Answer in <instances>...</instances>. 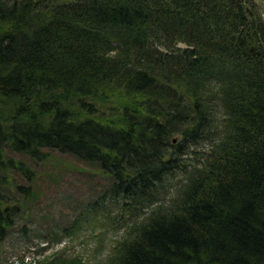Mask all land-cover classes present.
Segmentation results:
<instances>
[{
    "label": "trees",
    "instance_id": "16d2710c",
    "mask_svg": "<svg viewBox=\"0 0 264 264\" xmlns=\"http://www.w3.org/2000/svg\"><path fill=\"white\" fill-rule=\"evenodd\" d=\"M54 150L109 179L67 230L141 217L115 264H264L257 3L0 0V241L27 232L32 165ZM178 171L189 174L179 197L155 206Z\"/></svg>",
    "mask_w": 264,
    "mask_h": 264
},
{
    "label": "rangeland",
    "instance_id": "374dc122",
    "mask_svg": "<svg viewBox=\"0 0 264 264\" xmlns=\"http://www.w3.org/2000/svg\"><path fill=\"white\" fill-rule=\"evenodd\" d=\"M254 1L264 15V0ZM175 137L173 142L179 135ZM215 139L213 137L211 143ZM209 148V143H206L191 149L196 152L186 154L187 161H193ZM32 166L36 175L34 182L38 199L32 204V217L26 222L22 221L26 224L27 232L14 228L0 241V264H37L36 261L56 253L69 261L79 257L80 264H115L112 254L117 244L141 217L130 219L132 224L124 230L122 228L125 225L114 220L100 223L91 218V224L86 228L67 230L76 214L89 206L91 200L101 196L108 187L109 179L102 175L99 167L55 150L45 161L34 162ZM188 178L189 174L182 171L169 175L155 206H171Z\"/></svg>",
    "mask_w": 264,
    "mask_h": 264
}]
</instances>
